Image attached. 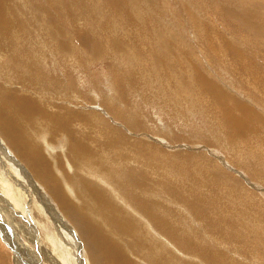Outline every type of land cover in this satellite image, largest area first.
<instances>
[{
    "label": "rangeland",
    "instance_id": "1",
    "mask_svg": "<svg viewBox=\"0 0 264 264\" xmlns=\"http://www.w3.org/2000/svg\"><path fill=\"white\" fill-rule=\"evenodd\" d=\"M0 6V264H264V0Z\"/></svg>",
    "mask_w": 264,
    "mask_h": 264
},
{
    "label": "bare ground",
    "instance_id": "2",
    "mask_svg": "<svg viewBox=\"0 0 264 264\" xmlns=\"http://www.w3.org/2000/svg\"><path fill=\"white\" fill-rule=\"evenodd\" d=\"M2 10L3 9L1 8V12H2ZM23 102H25L27 104H30V107H32L33 103H32V100L30 98L25 97L23 99ZM34 110H35V107H34ZM18 112H20V108L17 105V106L14 107V113L19 114ZM28 120H29V123L32 122L30 119H28ZM61 125H64V124L62 123ZM0 126L1 127H5L6 130H8V134L6 136H7V139H9L11 141L12 144H14L16 142L15 139H14V138H16V139L19 140L18 141L19 142L18 145H20V147H24V148L26 147V150L23 151L22 153L21 152L20 153L21 154L27 153V154H24V157H25V155L27 157H30V156H28V154L32 155L31 158H29V159L27 158L28 161L32 165V169L35 170L37 175H39L38 177L43 179L44 184L47 187H49V189L53 192V194L55 195L56 199L61 203L63 209L66 210V211H68L70 208L74 209V210H77V211L80 212V214L83 217L86 218L85 214L82 213L78 209V207L74 206L72 204V202L66 196H64L63 189H62L60 183L54 178L53 173L50 172V170H49L50 164L47 161H40L39 160V157L43 156V154H42V149L40 147L41 145L37 141H35V139H37V138H34V135H33L34 133H37V132H34V133L31 132V134L33 135V138H30L31 135L29 136L28 130L26 128L22 129L20 127L19 121L16 122V123H11L5 117L0 119ZM19 137H22V138H19ZM15 145H17V144L15 143ZM23 149H21V150H23ZM36 150H37V152H36ZM94 155H93V152H91V153H89L86 156V158L87 159L92 158V157L94 158L95 157ZM109 172H111V171H109ZM105 175H108V174H105ZM86 187L88 188L89 192L94 197H96L97 199L101 200L102 204L104 206H106L107 196H106V193L103 190H101L99 187H96L95 189H90L91 187L89 188V186L87 184H86ZM68 213H69V211H68ZM85 218L82 221L88 223L86 225L88 231H93L94 228L97 227V223L95 221H93V220H92V222H89L87 220V218L86 219ZM88 235L91 236V233L88 232ZM103 251H104V256L103 257L105 259V263L106 264H133L131 262L123 261L122 255H121V258H120V255H119L120 254V249L119 248L104 246L103 247ZM119 259H122V260L117 263V261Z\"/></svg>",
    "mask_w": 264,
    "mask_h": 264
}]
</instances>
